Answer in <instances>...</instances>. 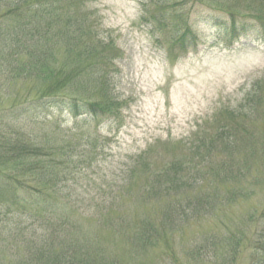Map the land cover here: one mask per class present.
<instances>
[{
    "label": "rangeland",
    "instance_id": "obj_1",
    "mask_svg": "<svg viewBox=\"0 0 264 264\" xmlns=\"http://www.w3.org/2000/svg\"><path fill=\"white\" fill-rule=\"evenodd\" d=\"M54 1L57 13L76 15L78 24L68 31L72 37L62 51L55 45L61 38L50 33L47 46L58 71L67 75L87 62L89 75V67L104 63L112 71L115 83L110 88L120 108L115 114L108 100L99 97L104 78L91 76L95 81L85 78L76 86L82 95L106 104L103 114L72 116L53 110L26 126L18 124L37 149L27 157L32 169L8 161L7 167L18 170H7L27 184L24 188L36 184L34 168L42 161L63 158L67 142L80 147L88 138L87 144L97 147L88 157L90 166L69 172L59 182L64 192L59 209L38 216L36 200L23 203L27 211L3 203L0 220L33 207L30 218L47 215L63 236L56 246L73 239L85 264H158L167 257L177 264H230L226 253L215 259L206 252L204 258L190 249L214 235L227 245L229 235L242 231L264 210V40L245 32L227 45L216 40L218 32L206 17L218 9L250 17L264 12V0H176L194 40L183 46L174 45L171 36L184 30L183 23L173 24L172 19L169 28L152 18V9L171 8L174 0L166 5L159 0H81L73 8L66 0ZM21 58L29 63L28 56ZM254 85L256 100L243 102ZM38 89L43 84L16 69L0 72V111ZM174 161L181 163L182 185L171 186L172 174H163ZM47 192L58 203L57 193ZM201 200L199 213L176 216L182 219L176 228L170 220L163 223L169 205L181 208ZM67 211L74 214L71 226L62 223ZM146 220L159 234L167 233L161 248L148 244L143 249L137 243L136 233L144 230ZM0 264L51 263L30 261L22 244L0 234Z\"/></svg>",
    "mask_w": 264,
    "mask_h": 264
},
{
    "label": "trees",
    "instance_id": "obj_2",
    "mask_svg": "<svg viewBox=\"0 0 264 264\" xmlns=\"http://www.w3.org/2000/svg\"><path fill=\"white\" fill-rule=\"evenodd\" d=\"M51 1L0 0V72L10 73L16 69L20 76L34 79L37 84H43L42 90L39 91L38 89L36 93L21 96V99L20 97L15 98L11 106L0 111V205L11 203L24 207L23 203L25 201L29 204L30 201L36 200L37 209L40 208L38 216L45 212H53L52 209L54 207L59 209V204L64 198V192L61 189L62 185L59 182L64 177H67L69 172H78L91 165L88 157L96 150L97 143L92 147L87 144L90 140L85 138V142L81 143L79 147L77 144L74 145V142L65 144V138L61 139L62 144H65L63 150L65 155L63 158L49 157L47 160L42 161L41 165L35 167L33 174L35 175L36 184L29 186L32 188L29 190V187L24 188L27 185L26 183H19L22 181L21 178L16 177L13 172L7 170H18L7 167L8 161L12 162L13 165L21 164L26 169H32L30 167V158L28 159L27 157L37 151L34 147L35 145L24 138L23 131L18 130V127H20L18 124L26 126L27 123L30 124L37 117H41L53 110L67 111L74 116L103 114L106 111L104 107L106 104H103L100 99L94 100L82 95L80 88L76 86L83 82L85 78L86 80H91V76L104 78L103 83L100 85L99 97L108 100L109 108L113 109L115 114L120 108L117 106L118 99L111 92L112 85L115 83L112 71L110 67L104 69V63L89 67V75L86 74V69H88L86 67L88 65L87 62L84 65L82 64L80 70L73 69L70 74H67L68 76L58 71V63L52 58L54 56L52 52L48 50L49 43H51L49 41L50 33L54 34L55 32L56 35L54 36L56 39L61 38L55 45H59L62 51L66 41L68 43L72 37L70 32L72 33V30L77 29L78 24L76 23V15H60L57 13L56 2L54 0ZM159 1L157 3L166 5L168 4L166 1L169 0ZM80 2L81 0H66L69 8H73L75 4ZM175 2L176 0L171 1L169 4L171 8L162 5L164 6L162 9H152V18L157 24L169 27L172 19H174L173 24L181 22L183 23L182 25H187L185 12H180L179 4H175ZM183 4L185 5V1H183ZM245 17L249 19L246 20L244 19ZM250 17L238 11L218 9V11L211 12L206 19L207 22L212 23L217 28L219 38L230 42L235 37L247 34L245 32H254L258 36H264V12ZM79 23H82V20ZM54 29L57 31H54ZM171 36L175 37L173 44L183 45L192 40L191 32L187 26L181 33L176 30ZM96 45L94 43L92 47L96 48ZM23 55L28 56L29 63L28 61L24 63L19 60ZM26 65L30 67L29 70L23 69ZM102 65L104 67H101ZM92 79L95 81L94 78ZM253 87L252 91H249L243 98V102L249 103L252 100H256L257 88L255 85ZM198 140H201V138H198ZM180 165V162L174 161L170 163L168 170L167 167L164 169L163 174L169 172L173 176L170 178L171 186L180 182L181 185L183 184L181 181L182 177L179 174L182 170ZM123 176L124 174H121V176L116 178L119 179ZM192 177L195 180L197 175L195 174ZM166 182L169 184V181ZM20 184H23L22 187ZM50 190L55 196L57 193L58 203L57 200H55L56 203L52 202L50 194L47 192ZM186 204H183L181 208H175L172 204L169 205L171 210L168 211L167 215H164L166 217L163 219V223L170 220L175 223L174 228H176L179 223H182V219L179 220L176 216L182 215L190 218L194 212L199 213L198 211L203 205L202 200L197 204L193 202ZM30 208L31 211L25 212L27 209L24 207V211L15 216L11 215L7 221H4V218L2 221L0 220V234L8 235L17 243L22 244L28 251L30 261L37 262L40 260L51 264H85L81 260L84 256H80V251H76L75 241L73 239L66 240L62 246H56V243L60 244L59 242L63 240L59 226H55V223L47 215L31 219L33 207ZM72 215L74 214L69 213V211L63 215L62 223H65L63 225L71 226ZM159 232L155 226H152L146 220L144 230L136 233L138 235H136L137 243L141 241L139 245L144 244L142 246L143 249L148 248V244L152 248H161L168 235L167 233L159 234ZM132 239L135 240V237ZM227 240L228 246L220 243L218 237L214 235L209 239L206 238V244L200 245L196 250V247L190 250L200 256L202 255L204 258L206 257V252H210L209 257L212 256L214 258H217L221 253H226L230 264H239L242 260H248L251 264H264V210L260 214L253 215L249 224L242 231L235 233L234 236L229 235ZM168 248V252L171 254L173 247L169 243ZM211 260L212 258H209V261ZM163 261H167V263ZM162 262L164 264H177L172 257H167L157 263L160 264Z\"/></svg>",
    "mask_w": 264,
    "mask_h": 264
}]
</instances>
